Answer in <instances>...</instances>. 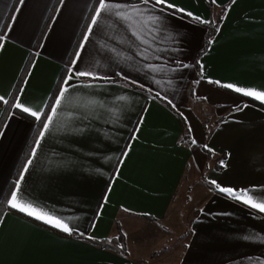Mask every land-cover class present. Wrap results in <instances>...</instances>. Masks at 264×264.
<instances>
[{
  "label": "crops",
  "instance_id": "0c3cea01",
  "mask_svg": "<svg viewBox=\"0 0 264 264\" xmlns=\"http://www.w3.org/2000/svg\"><path fill=\"white\" fill-rule=\"evenodd\" d=\"M15 1L0 0V97L8 101L29 57L35 64L19 102L41 116L68 62L66 76L71 69L96 77L75 76L56 113L49 110L52 123L28 157L22 195L94 239L68 236L8 207L0 264H264V214L210 183L264 198V104L208 82L264 90V0H168L204 21L219 20L212 37L215 23L171 10L152 13L162 16L166 32L116 15L151 7L141 0H105L122 7L101 12L96 25L99 2L88 18L95 0H59L51 20L56 0L17 2L11 13ZM36 127L7 113L0 201ZM194 183L204 195L187 234L174 230L164 248L131 251L130 229L159 226ZM116 224L127 234V255L90 243L114 238Z\"/></svg>",
  "mask_w": 264,
  "mask_h": 264
},
{
  "label": "snow or ice",
  "instance_id": "6c2138e0",
  "mask_svg": "<svg viewBox=\"0 0 264 264\" xmlns=\"http://www.w3.org/2000/svg\"><path fill=\"white\" fill-rule=\"evenodd\" d=\"M143 5L145 6H151V7H145L144 9H141L139 7H134L131 12H117L116 15L120 16L122 19L130 20L134 24L141 25L143 29L147 30L148 32H151L153 28H155L156 31H167L166 28L162 27V16L160 15H154L152 13L160 12L164 13L166 10H171V14L175 15L176 13L181 14V18L183 16L191 17L193 20H196L199 23H215L212 21H204L201 19V17L194 15L192 12L187 11L186 9L177 6L176 4L169 3L168 0H141ZM233 4L236 2V0H232ZM19 4H23L24 0H18ZM211 3H216V0H211ZM121 5H109L105 3V0H99V9L96 11L95 16L93 17L91 23L92 25L97 24L98 18L101 17V12L105 10H111V9H119L121 8ZM227 9H225V15L227 14ZM147 14V15H146ZM224 17L222 16L221 19ZM217 32L219 31V25L217 24L216 27ZM92 29L91 27L88 29V32L91 33ZM134 35H137V38L140 39V35L136 32L133 33ZM87 40V37L84 38ZM6 40V36L3 34H0V50H3L4 48V41ZM144 43H147L146 40L143 41ZM211 43V42H210ZM83 48V44L80 46ZM76 59H79L80 53L79 51L75 54ZM35 62L33 61L30 65L29 69L27 70V76L31 75V69L34 67ZM184 67H188V65H183ZM201 67V74L203 73V65ZM70 75L66 76L65 79L62 82V86L58 90L57 95L54 98V106L50 107L51 113L55 114L57 107L60 106L62 100L65 98V93L69 91L70 87H73L74 85L70 84V81L75 77H92L91 73L88 72H82L79 70H76L73 72L71 69H69ZM27 76L25 77L23 83H27ZM96 78V77H92ZM209 83H215L218 86L230 89L231 91L240 94L244 97L252 98L256 101H259L261 104H264V90H257L253 88H244L240 87L234 84L230 83H221L220 81H212L209 80ZM23 87H21L18 90L17 97L12 102L13 106L16 109H19L23 113H27L30 116L34 117L37 121L41 120V113L38 111H33L31 108L24 106L22 103L19 102V95L23 92ZM159 96V93L156 94ZM0 101H3V103L7 104L9 101L5 100L4 97H0ZM169 104L172 103L171 100L168 101ZM243 107H247V105L240 106L238 105V110H243ZM186 120V118H185ZM187 122V121H186ZM52 123V115H45L44 121L41 122V131L39 133V137L36 140V146L33 148L31 156L34 157L36 154V148L39 147V144L41 140L44 138L45 134L49 130V125ZM142 123V118L140 121L137 122V130L139 127V124ZM82 131V129H81ZM135 131L133 138L135 137ZM189 132L192 131V129L189 127ZM0 135H3V132L0 131ZM195 143V140L192 141ZM207 147V146H205ZM130 148V145L126 147L125 152L121 154L120 157V163L123 162L124 157L127 156V152ZM211 151V149H209ZM223 164V162H221ZM32 164V159H28L25 163L24 168L21 171L20 176L18 177V180L16 181V184L14 186V190L10 193V198L7 200V205L10 209H13L23 215H25L28 218H31L32 220L41 222L44 225L49 226L52 229H56L61 233H64L68 236H72L73 234L79 235L81 237H85L86 233L79 232L78 229L73 228L69 225V223L65 222L63 219L55 216L49 211H46L37 205H35L32 202H28L24 199L22 195L21 190V183L25 179V174L28 171L29 166ZM119 169V163L117 165V170ZM210 183L215 187L218 192L224 194L226 197L231 198L233 201H238L251 209L257 210L259 213L264 214V198H257L254 197V195L250 194V190L244 189V190H234L231 187H223L219 185L216 181H210ZM4 214L0 213V223L3 222ZM125 238L127 234H124ZM87 239H94L92 236H86ZM117 240L120 239V237L116 238ZM109 244L112 243V241H108ZM121 251L124 249V245L118 244L117 245Z\"/></svg>",
  "mask_w": 264,
  "mask_h": 264
},
{
  "label": "rangeland",
  "instance_id": "374dc122",
  "mask_svg": "<svg viewBox=\"0 0 264 264\" xmlns=\"http://www.w3.org/2000/svg\"><path fill=\"white\" fill-rule=\"evenodd\" d=\"M203 195H204L203 190H201L200 187L197 189V185L194 183L193 185L190 186V189L187 192L183 190L179 193L176 200L171 205L169 212L167 213V216L162 222L159 223L160 224L159 226L147 224L146 226L143 227V232H138L141 229V227H137L132 230L130 229V233L128 235L129 238L128 246L131 249V251L133 252L134 251L136 252L137 250L153 251L159 249L160 247L164 248L170 243L171 237L175 235L174 230L176 232V235L178 236L180 234L181 237L183 235H186L188 232L186 231V229L190 225L191 220L196 215H198L197 210L200 207ZM131 220L132 219L128 221V224L129 223L131 224ZM174 220H177L176 227H173L172 225ZM130 227H132V225H130ZM181 240L182 239H178L177 241L178 247ZM169 249H165V250L169 251Z\"/></svg>",
  "mask_w": 264,
  "mask_h": 264
},
{
  "label": "trees",
  "instance_id": "16d2710c",
  "mask_svg": "<svg viewBox=\"0 0 264 264\" xmlns=\"http://www.w3.org/2000/svg\"><path fill=\"white\" fill-rule=\"evenodd\" d=\"M18 2V0L15 1V3L13 4L12 8H11V13L12 11L14 10L15 6H16V3ZM99 2V0H95L92 8H91V11H90V14L88 16V18L90 19V16L94 13L95 11V8H96V5L97 3ZM59 3V0H56L55 1V7L53 8V12H51V16H50V20L52 19V15L54 14L55 10H56V7ZM8 21V19H7ZM219 20L215 23V24H212L209 26V33H208V36L207 37H212L214 34H215V31H216V27H217V24H218ZM32 63V57H29V59L27 60V63L25 64V67L18 79V82L14 88V90L12 91L8 101L9 103L5 104L3 102L0 101V106L3 107V114L0 118V129L1 127L3 126V123L5 121V118L7 116V113L10 111L12 113H15L16 115L22 117L23 119L25 120H28L30 122H36V129L25 149V152L22 156V159H21V162L17 168V171L13 177V180L12 182L9 184L5 194L3 195L1 201H0V213H5L6 211H9V208H8V205H7V200L10 198V193L12 192L13 188H14V185H15V182L16 180L18 179L21 171H22V168L24 166V164L26 163L32 149H33V146L35 144V141L39 135V132L41 130V122L44 121V117L45 115H48V112L50 110V107L52 106V104L54 103V98L55 96L57 95L58 93V90L60 89V87L62 86V82L66 76V73H67V68H68V65H69V62L67 64V67L62 71V73L60 74L58 80H57V83L53 89V92L51 93V96H50V99H49V102L47 104V107L45 108L44 110V113L42 114L41 116V120L40 121H35L32 117L18 111L17 109L14 108L13 106V101L15 100L16 96H17V93H18V90L20 89L21 85H22V82L26 76V73H27V70L29 69L30 65ZM249 103H253V104H256L255 102L251 101V100H247ZM205 153H208L207 150L203 149ZM115 230H116V235L114 238L112 239H108V240H101V241H90V243H92L93 245L101 248V249H107V250H112L118 254H121V255H127V251H126V244H125V238H124V235L121 231V227L119 224H116L115 225ZM117 237H120L119 240H117L116 238ZM108 241H112L111 244L108 243ZM123 244L125 247L123 249V251H121V249L117 246L118 244Z\"/></svg>",
  "mask_w": 264,
  "mask_h": 264
}]
</instances>
